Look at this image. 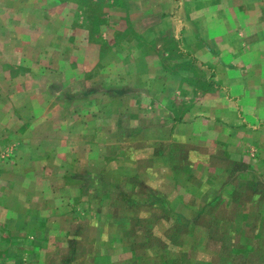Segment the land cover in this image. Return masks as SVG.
I'll return each instance as SVG.
<instances>
[{
    "label": "rangeland",
    "instance_id": "1",
    "mask_svg": "<svg viewBox=\"0 0 264 264\" xmlns=\"http://www.w3.org/2000/svg\"><path fill=\"white\" fill-rule=\"evenodd\" d=\"M240 3L0 0V264H264V120L186 50Z\"/></svg>",
    "mask_w": 264,
    "mask_h": 264
},
{
    "label": "crops",
    "instance_id": "2",
    "mask_svg": "<svg viewBox=\"0 0 264 264\" xmlns=\"http://www.w3.org/2000/svg\"><path fill=\"white\" fill-rule=\"evenodd\" d=\"M240 2L238 7L239 10H242L240 18L244 20L242 23L244 30L241 31L240 35L238 33L232 34L233 31L230 32L227 48L224 50H214L210 47L202 48L203 44L198 42V36L193 35L189 44L194 50H186L191 57L194 56L212 67L213 75H215L214 81L219 86L214 92L206 93L203 104L210 106L219 99L224 100L226 102L224 105L230 109L228 107L227 109L215 108V111L221 110L222 114H217V116L224 115L225 117L228 114H231L230 117L235 116V113H232L233 110L237 104H243L241 110L246 116L248 124L246 127H249L252 124L260 123L259 120H264V103L257 104L256 102L255 105L249 104L250 106L242 103L244 100L264 99V0H240ZM186 25L188 26L187 23ZM237 36L238 39H236ZM253 66L261 69V83L256 92H250L248 88L244 87V80L249 75L248 70ZM253 76L256 75L253 74ZM246 83L250 82L247 80ZM261 96L263 97L261 98ZM235 101L237 103H234ZM231 106L233 107L231 108ZM261 125L263 124L261 123Z\"/></svg>",
    "mask_w": 264,
    "mask_h": 264
}]
</instances>
